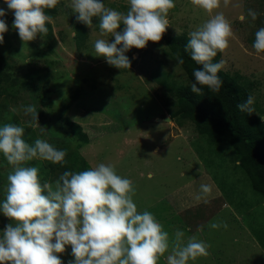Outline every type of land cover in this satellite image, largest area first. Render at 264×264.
I'll use <instances>...</instances> for the list:
<instances>
[{
  "label": "rangeland",
  "instance_id": "374dc122",
  "mask_svg": "<svg viewBox=\"0 0 264 264\" xmlns=\"http://www.w3.org/2000/svg\"><path fill=\"white\" fill-rule=\"evenodd\" d=\"M106 7L126 11L127 0H104ZM239 6H236V5ZM0 7H5L0 0ZM259 15L252 20L247 10ZM232 25L234 37L229 47L221 52L225 61L221 69L229 74H240L252 84L255 98L253 108L264 121V53H257L252 43L254 34L264 26V0H221L220 7ZM246 17L241 21L239 15ZM70 0H59L53 19L52 34L23 42L12 27V12L6 14L8 31L0 44V53L12 66L11 72L20 82H42L49 91L39 92L37 98L26 85L14 103L0 108V125L15 123L25 131L29 143L47 139L55 147L68 145L76 149L89 167L97 163H111L116 171L133 181L134 201L138 210L154 213L170 236L177 228L183 229L185 239L195 235L210 247L207 256L190 260L188 264H264V202L250 188L247 177L237 166L233 151L221 145L226 154L207 144L190 122L181 126L172 122L169 105L175 100L169 89L173 83H187L184 72L174 70L175 62L167 54L166 40L186 35L209 18V13L192 0H175L168 12L169 26L157 42L148 41L144 48L132 47L125 54L130 58L128 68L109 65L103 56L94 52V41L101 37L97 18L92 28L83 24L85 36L76 34L77 20ZM81 23V22H80ZM123 25L117 29L120 31ZM30 75L34 76L32 79ZM40 76H46L47 81ZM176 82V83H175ZM172 87V85H171ZM77 94L75 100L73 96ZM22 105H34L38 123L33 127L31 116L25 115ZM67 107V109H65ZM69 118L80 125L88 144L70 134L62 119ZM39 168L41 181L55 184L50 161L34 158L25 162ZM10 165L0 154V199H3ZM212 181L221 193L220 202L188 201L181 208L170 206L172 195L189 183L197 193L203 179ZM209 181V182H210ZM211 183V182H210ZM216 221L227 223V229H212ZM11 223L0 214V231ZM167 252L158 264H167ZM64 264L71 259L70 246L59 253Z\"/></svg>",
  "mask_w": 264,
  "mask_h": 264
},
{
  "label": "clouds",
  "instance_id": "9594fccd",
  "mask_svg": "<svg viewBox=\"0 0 264 264\" xmlns=\"http://www.w3.org/2000/svg\"><path fill=\"white\" fill-rule=\"evenodd\" d=\"M59 0H3L0 7V44L8 31L6 14L12 12V27L23 42L45 35L53 23L46 12ZM209 13V18L188 33L184 52L199 67L192 71L188 87L192 93L203 95L205 87L218 92L222 79L218 75L224 67L223 59L213 62L218 52L229 47L234 37L231 23L220 7L221 0H192ZM225 4L229 0H224ZM126 11L106 7L104 0H70L75 19L86 26L98 25L101 37L94 41V52L116 68L130 67L125 54L130 48H144L148 41L161 40L169 26L168 12L175 0H127ZM236 6H239L238 4ZM247 15L254 21L259 13L249 8ZM93 17L98 22L93 25ZM241 21L246 17L239 15ZM123 28L117 31L120 26ZM259 54L264 53V26L259 27L252 43ZM175 68L183 73L184 58L176 55ZM186 77V74H185ZM255 98L248 95L236 104L240 112L252 113ZM25 115L31 116L33 127L38 123L34 105H22ZM25 129L15 123L0 125V154L12 165L7 175L0 214L11 223L0 231V264H64L59 253L70 246L71 259L67 264H158L166 252L167 264H188L190 260L207 256L210 245L195 235L185 239L183 229L170 236L154 213L138 210L133 197V181L117 173L111 163H97L81 171H63L53 186L41 181L39 168L25 162L34 158L53 164L66 163L67 149L55 147L47 139L37 138L29 144ZM211 191L201 184L195 199H202ZM212 229L225 228L224 221L210 224Z\"/></svg>",
  "mask_w": 264,
  "mask_h": 264
},
{
  "label": "trees",
  "instance_id": "16d2710c",
  "mask_svg": "<svg viewBox=\"0 0 264 264\" xmlns=\"http://www.w3.org/2000/svg\"><path fill=\"white\" fill-rule=\"evenodd\" d=\"M53 19L57 14V4L51 9H46ZM76 34L78 38L85 36L83 24L77 21ZM49 28L47 36L52 34L51 24L46 25ZM186 35L173 36L166 40L167 54L169 58L175 61L176 55L180 54L184 58L183 68L186 74L187 83L192 77L194 68L199 67L191 60L188 53L184 52V45L187 42ZM221 58V52L213 58V62H218ZM12 66L7 59L0 53V108L8 103H14L20 95V86L26 85L33 98H37L42 92L49 91L42 87V82H20L11 72ZM218 75L222 79V86L218 92H210L205 87L203 95L192 93L188 84L176 83L169 85V89L174 93L175 100L169 105L172 109L169 111V117L172 122L181 126L184 122H190L200 137H204L207 144L217 147L219 153L226 154L225 150L229 147L233 151L237 166L247 177L250 188L256 194L262 197L264 202V121L252 113L240 112L236 104L252 95V84L244 81L240 74H229L220 70ZM31 79L34 77L29 76ZM41 80L47 81L46 76H40ZM77 94L73 96L75 100ZM67 109V107L65 108ZM64 126L69 130L80 144H88L89 139L84 133L82 127L71 121L69 118L62 119ZM227 144V148L221 145ZM67 149L66 163L53 164L50 162L52 180L58 178L65 170L81 171L90 168L87 161L78 153L76 149L65 145L58 147Z\"/></svg>",
  "mask_w": 264,
  "mask_h": 264
},
{
  "label": "crops",
  "instance_id": "0c3cea01",
  "mask_svg": "<svg viewBox=\"0 0 264 264\" xmlns=\"http://www.w3.org/2000/svg\"><path fill=\"white\" fill-rule=\"evenodd\" d=\"M209 181L210 180H208L207 178L204 177L202 184L210 185L211 191L209 193H207L200 200L195 199L196 192L193 190V188L191 187V185L189 183H186V185H187L186 187L188 188L187 190L185 187H183V189H180L176 192L177 196H174V194L172 195V197L170 199L171 209L176 208V207L181 208L182 206L187 205L186 203L188 201H190V203H192V202L203 203V202L208 201V200H213V202H215V201L220 202L221 193L217 190L215 184L212 181H210L211 183Z\"/></svg>",
  "mask_w": 264,
  "mask_h": 264
}]
</instances>
